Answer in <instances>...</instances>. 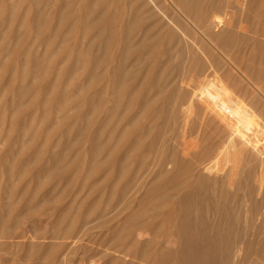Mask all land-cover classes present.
I'll use <instances>...</instances> for the list:
<instances>
[{
  "label": "rangeland",
  "instance_id": "1",
  "mask_svg": "<svg viewBox=\"0 0 264 264\" xmlns=\"http://www.w3.org/2000/svg\"><path fill=\"white\" fill-rule=\"evenodd\" d=\"M15 1L16 3H18L17 0ZM22 1L24 2V4ZM32 1L31 0H20L19 2H20V5H22V7L19 6L18 4V8L21 7L22 10L19 9L18 11L19 16L16 14L15 16H13L14 17L13 18L11 14H8L12 10L10 8L8 9V7H10L11 0H0V43L4 44L5 42V45H0L2 46V48H0V53H1L0 54V57H1L0 58V65H1L0 69H2L1 67H5L4 65H7L6 68H3L4 71L0 70L1 71L0 72V264H47V263L48 264H118L117 262L120 259L119 257L120 255L118 252L115 251L116 252L115 253L113 251V253L111 252V253H108L107 255L104 254V250L107 247L104 243L105 241H103L104 238L106 237L105 234L107 233L106 225L108 224L112 225L111 230L113 229L112 231H115V229L117 228L119 223L122 221V219L131 217L133 213L135 214L136 211L142 206L141 201L145 199V197H147V192L150 187L157 186L159 187V191L162 190L161 193H168V191L169 192L171 191L170 189L172 187L173 188L175 187L172 184L179 185L178 183L180 182L179 186H181L182 185L181 182L183 181H184L183 184L189 183L190 181H193L199 176V174L201 173L200 170L202 171L203 169L210 168V167H211L210 168L211 170L208 173L207 179L211 178V183H214L216 178H218L221 174H224V172L227 173L232 169L234 165L232 158L230 159L229 157H224L222 153L225 152L226 146L228 145L225 143H229L228 133H227V130H225L228 126L227 123H230L233 126L234 119L238 116L240 112V110L238 111V103H237L238 97H237V94L235 95V93L231 92V90H228L227 88L225 89L226 91L228 90L227 92L229 93H227L224 90V85H222L224 83H221L223 82V80H219L217 78L216 74H218V72H216V70L212 68L211 65H209L210 62L206 58V56H204L202 53H199L200 55L197 54L195 55V58L194 57L192 58L191 56H194V55L190 54L191 55L190 56L188 51L182 48V47H185L184 46L185 43H182L184 42L183 41L184 39L181 40L182 42L176 47L177 51L174 49L175 47L174 42L169 40L170 37H168L169 34H167L169 32L168 28L175 27L173 28V30L176 29L175 30L176 32H178L177 30H179V33L181 32V30L178 29V27L173 23L170 25L171 27H167L162 23H161L162 25L160 23H159L160 25H158L156 21H154V19L150 20L149 22L152 23L151 27L149 25L150 23L148 24L149 29L146 27L147 30L150 32L147 33L146 28H145L144 30H142V32L140 31L139 32L140 34L138 35V36H142V35L146 36L147 40H149L148 43L151 42L149 44V47L143 50H140V49L137 51L131 50V52L127 53L128 51L127 52L124 51L125 49H123L124 47L121 41H119L120 45L118 44V41H117V37H120L119 36L120 32H118L120 30H117L119 27L116 28L117 31H115L113 35L107 26L105 28L99 26V25L104 26L106 24L97 23L96 21L94 22L95 19H93V17L91 16L92 17L91 19L93 21L92 23L89 19L86 18L87 16L88 18L90 16L89 9H87L88 7L86 5H83V3H81L82 5L81 4L78 5L76 1L74 0L73 1L66 0V2L68 1V4L64 3L65 0H62V1L61 0H56V1L55 0H45V1L37 0V3L35 4V2L32 3ZM38 1H41V3ZM53 1L55 2L53 3ZM122 1L124 5L120 4L121 2L119 3V5H123L122 7H120L122 11H120L119 13H122L123 10H126V7H127L126 6L127 3H124V0ZM209 1L210 0H207V1L203 0L204 6L207 7L206 9H208L207 10V12H209L208 14L218 13V15L223 17L222 18L223 21L225 19L224 25L223 23L219 24V30L217 31H220L222 28H225V29L227 28L228 30V28L230 27L229 29L235 30V32L237 31L239 32V33L238 32L236 33L238 34L239 39L243 38L242 40H240L241 42L239 41V39H237L236 41V43L239 42L242 46L241 47L239 43H237L238 45L236 46V48L240 46L238 48L239 49L241 48L240 50H243V59L240 58L242 59V61L241 60L229 61L228 59L226 61V58L222 57L221 55H219V58H221V61L223 62L222 67L225 69L224 71L227 72V74L228 72L230 73L229 74L230 78L228 82L235 83V81H237L238 83L239 82L241 84L243 83V85L248 83L246 85L249 88V90L252 91V95L254 96L256 94L254 96L255 99L251 95V98L253 100L251 105L253 106H249L250 108L248 107L245 111L247 112V115L251 117L249 118L246 115V119H245L246 122L244 121L242 125V128L246 130V134L243 138L244 142L242 141V146L240 148V152H241V157H240L241 163L240 164L243 163V160H245L246 158H247L246 160H248L249 157L251 158L252 156L253 157L252 160L246 163L244 167L245 168L249 166L252 168L254 167V170H256V172L254 171V173L256 174V176H259L264 171V127H263L264 126V113L262 112L264 111V105H263L264 104V96H263L264 95V85L262 84L264 83V71H262L264 69V65H263L264 64V53H263L264 52V47H263L264 46V34L262 35V34L257 33L256 28L258 29V26H260L259 23L264 22V11H263L264 10V0H213V1L211 0L210 2ZM218 1L220 3L219 5L220 7L214 6L215 2L218 4ZM125 2H127V0H125ZM155 2L158 3L160 7H164L163 8L164 11L160 13L161 16H163L164 18H167V15L172 14L173 16L175 15L174 18L175 17L179 18V20L181 21L180 23L181 25L186 24L187 21L189 22V20L186 19V16L188 14L186 15L184 10L180 6V4L177 3L179 2L178 0H156ZM155 2H153L152 4L154 5ZM70 3L72 4L74 3L75 6L71 5ZM166 4L168 5L166 6ZM177 4L179 7L177 6ZM117 5H116V10H117V7H119V5L118 6ZM212 5L213 7H211ZM34 6L36 7L34 8ZM6 9L7 11H5ZM84 9L88 12V14H86L87 16L85 15L86 12H84ZM227 9H229V13L231 12L230 14L226 12L228 11ZM34 10H36V12ZM38 10L41 11L42 13L41 12L38 13ZM23 11L24 13L25 12L26 13L24 14ZM118 11H119V8H118ZM72 13H74L76 16H74ZM22 14L25 16H23ZM5 17L7 20L5 19ZM230 17L235 19L236 20L235 22L237 24L239 22L237 28H239L240 31L236 29V27L231 28V26H229L230 24H226V22L229 23ZM247 17L249 18L248 23L246 22ZM13 19H16V20H13ZM44 20H46L47 23L46 22L44 23ZM261 20L263 21L261 22ZM253 21L256 23H254ZM257 21L259 25L257 24ZM61 22L63 23L61 24ZM153 22L154 24L156 23L158 26L156 24L154 25ZM246 23L250 27L249 29L246 28L247 27V25H245ZM26 24H28L27 27H26ZM55 25L57 27H55ZM90 25L92 26L94 25V26L91 28ZM34 29L35 30L38 29V30L35 31ZM250 29H252V31ZM11 30L13 31V33L11 32ZM39 30L40 32H38ZM159 30H162V31L160 32ZM55 31H58V33ZM99 32L102 34L100 35ZM255 32H256V35L258 34V36H256L257 38L256 37L254 38ZM18 33L19 34L21 33L20 35L22 36V38L19 37ZM98 33L99 35H97ZM109 33L111 34V36ZM155 33L157 34L155 35ZM163 34H164V37H162ZM240 34H241V38L239 37ZM28 35L30 36V38ZM107 35H109L111 38L109 39V36L107 37ZM36 36L38 38H36V41H34ZM3 37H6V38H3ZM18 37L21 39H19ZM16 38H18V41ZM39 38H41V40ZM118 39L120 40V38ZM255 39H258L257 41L260 42L259 46H258V42ZM20 40H22L21 43H19ZM105 41L106 42L114 41V42H112V44L107 43L108 44L107 45ZM7 42H9L10 44ZM15 43H17L18 45H16ZM33 44L36 45L35 46L36 48H34ZM47 44L50 46H48ZM252 44L253 45L255 44L257 46L255 45L253 46ZM28 45H30L31 48ZM109 45H111V47ZM167 45L171 46V49H172V46H174L173 47L174 50H173V53L168 58L167 57L164 58L163 56L167 54V53L165 54V52L167 51L166 49L169 47ZM80 46H82L81 48L83 50L80 49ZM165 46H167L166 49H165ZM76 48L78 49L77 51H75ZM150 49L155 50V52L157 53L156 56L161 54L158 52L163 49V52L165 51L164 52L165 55L162 52L163 56L162 55L160 56H162L161 58L164 61H161V58H158L160 56L158 57L155 56L157 58L156 59L154 58V56L151 55L153 58H149ZM18 50L20 51V53ZM31 50L36 51V53L34 52L35 53L34 54ZM93 50L96 51L95 52L96 55L94 54ZM168 50H170V48ZM25 51L28 53H26ZM105 51L107 54H105ZM123 51L125 53H122ZM246 51L247 53H244ZM258 51L260 52V54L262 53L261 56ZM66 52L67 53L70 52L71 54L70 53L67 54ZM180 52H184V53H180ZM187 53L189 57L193 59V61L192 59L187 57L186 55ZM27 54H30V55H27ZM31 54H33L34 57L31 56ZM256 55H258L259 57ZM36 57H40V58H36ZM95 57L96 59H94ZM107 57H109L110 59H107ZM183 57L186 61L187 59H189L188 62H186L183 59ZM33 58H36L37 61L34 60ZM247 58L250 59L252 63L248 61ZM179 59L183 61L181 62V60ZM244 59L246 60V62L248 61V63L245 65H243L244 63H246ZM81 60H83L82 63H81ZM39 61H42L44 66ZM184 61L186 64L184 63ZM99 62L100 64L101 63L102 64L101 65L97 64ZM224 62L226 63L228 62V63L224 65ZM151 63L153 64L151 65ZM179 63L183 65V67L180 66L181 68H183L182 72H181V68H179V65H180ZM239 63H241V65ZM147 64L149 65V67ZM154 64L157 67L154 66L153 68ZM248 64H250V66ZM257 64L258 66H256ZM234 65H236L238 69H236L235 68L236 66ZM81 66L82 67L85 66L83 67L84 69ZM186 66H189V67H186ZM206 66L209 68L207 69ZM254 66H256L257 68ZM229 67L230 68L232 67L231 68L232 70H230ZM155 68H156L155 72L157 71L156 73L152 71V69L154 70ZM186 68L188 71L186 70ZM201 68L202 70L198 71V69L200 70ZM258 68H260V70ZM68 69H70V71ZM81 69L83 70L82 72H81ZM92 69L93 70L96 69L94 70L95 72ZM239 70L243 72L247 70L246 73H248V71L249 73L246 75V73L242 72L244 74L242 75L241 73H239L240 72ZM260 71L263 74L260 73ZM204 72H207V74H205ZM107 73L110 78L108 77ZM185 74H187L188 76L189 74H191L189 76L190 78ZM194 74L196 75L194 76ZM197 75L199 76L196 78ZM92 76H94L93 79H92ZM184 76L187 77L186 78L187 81L191 78H194L193 79L194 81H198V82L199 80L200 82L202 81L203 85L200 84L199 87H196L194 89L195 91L193 90L191 95L184 93L185 94V97H184V94H183V92H185L184 83H187ZM209 76L211 77L210 79H209ZM233 76H234V81L232 79ZM240 76L241 77L244 76V77L241 78ZM246 77L247 78L249 77L248 79L251 80L253 84H257V83L260 84V81H261L260 88L263 91V94H260L252 86V84L247 80ZM183 78H184V81H183ZM89 79H92V81L90 80L91 82L89 81L90 83L87 82ZM112 79H115V80H112ZM132 79L135 81H133ZM207 79L210 81H208ZM211 79L213 80L211 81ZM240 79L242 80V82ZM243 79L245 81H243ZM261 79L263 80V82ZM80 80L83 84L80 82ZM108 80H111V81H108ZM85 81L87 82L86 87H88L90 84L88 88H86L84 85L86 83ZM157 81H160V82H157ZM206 81H208L209 83ZM105 82H107V84ZM173 82H176V83L173 84ZM155 84H158L159 86ZM80 85L81 86L83 85L84 87L82 86L83 87L82 88ZM133 85L134 86L136 85V86L134 87ZM20 87L22 88L20 89ZM56 87L57 89H55ZM214 87L215 89L217 87V89L211 90V88H214ZM84 88L86 91L84 90ZM149 88L151 90H149ZM15 89H17L18 91ZM52 89L54 90L53 92H51ZM62 89L63 91L64 90L65 91L62 92ZM80 89H82L81 92H80ZM110 89L111 90L113 89V90L111 91ZM196 89H198V91ZM252 89L256 90L254 91L255 93L253 92ZM182 90L184 91L182 92ZM12 91L14 93H12ZM146 91L148 93H146ZM82 92H84L86 96ZM201 92H202V95H201ZM225 92L227 93L226 96H225ZM82 94L84 95V98L82 97L83 96ZM127 94L129 95V97ZM156 94L159 95V97ZM186 94L188 97L186 96ZM192 96H193V99H192ZM130 97L131 99L133 97V99L131 100ZM126 98H129V99L125 100ZM183 98H188V99L186 101V99L183 100ZM227 98L229 100H227ZM43 99H46L47 101L46 100L43 101ZM169 99L173 101L170 102L171 100ZM191 99L193 100V102ZM66 100L67 101L71 100L70 104L69 102L65 103ZM145 100H147L148 102ZM174 100L177 103L174 102ZM88 101L90 103H87ZM167 102H170V103H167ZM182 102L184 106L182 105ZM122 103L124 104V106ZM179 103H181V105ZM137 104H142L141 106H143L144 109L140 105H137ZM254 104L255 105L258 104V105H256L255 107ZM61 105L62 106L65 105L66 109L61 108L60 107ZM152 106L154 107V109ZM156 107L158 108V111L160 110L159 112L161 115L159 114V112H157ZM140 108H142V112H140L141 111ZM191 108H193V110H191ZM122 110H124L125 112L128 111L129 113L126 112V114L128 115H126L125 112ZM258 111H259V114H257ZM61 113L63 114L65 113L64 115L65 118H67L66 114L67 115L70 114L69 115L70 117L68 116V119H65L63 118L64 116H62ZM172 113L175 118L172 116ZM55 114H57V117ZM74 117H76V120ZM258 117L259 119L257 120ZM179 118L180 120H178ZM90 121H92V123ZM128 121L130 123H128ZM131 123L133 124L132 128L130 127ZM156 124L159 126H157ZM122 125L123 126L126 125L127 127L125 126L122 128ZM71 126L72 128H70ZM86 127L88 130L86 129ZM129 128L131 129L129 130ZM160 128L165 130L166 132H164V134L162 135L157 136L160 133L159 132ZM123 129H126L125 131H127V133ZM257 130L259 131L257 132ZM128 131L130 133H128ZM143 131H145L144 132L145 134L143 133ZM66 132L70 135H68ZM121 132L122 134H118ZM123 132H125V134ZM155 132L157 133V135ZM62 133L63 135H61ZM137 133L139 134L137 135ZM142 133L143 135L141 136ZM166 133L168 134L164 137ZM79 135H81L82 137H80ZM124 136L126 138H124ZM62 137L64 138L62 139ZM157 137L158 138L160 137V138L158 139ZM133 138L139 139V140L135 141V139ZM167 140L169 141V143ZM260 140L261 142L259 143ZM224 141H227V142H224ZM154 142L155 143L157 142L156 143L157 146L154 145L155 144ZM149 144H151L152 146H150ZM153 147L155 149H153ZM174 147L175 148L178 147L177 151L179 150V152L177 153L178 155H180L179 157L181 159L178 157L180 160L177 161V164L173 166V164L170 163L172 167L170 166L169 168H167L164 164L170 157V154L172 152L170 151L171 148L173 149ZM148 149H150L151 153L149 152ZM130 150L132 152H130ZM159 150L160 152L158 153ZM254 150H256V152ZM156 151L158 154H155ZM212 151L213 152L215 151V153H212ZM147 152L148 154H146ZM126 153H128L129 156ZM145 157H146V161L143 162ZM157 157H158V160H157ZM210 158L211 160L208 161V159ZM141 159L143 160L141 161ZM101 161H103L104 164H102L103 162ZM155 161L157 162L155 163ZM99 162H101V164ZM141 162L143 165L141 164ZM92 163L94 164L92 165ZM157 163H158V166L156 168ZM148 166L150 167V169L148 168ZM186 166H189L191 168V171L188 174L186 173L182 174V171H183L182 169L185 168ZM153 167L154 169L155 168L156 169L154 170ZM159 167H162L164 172L170 169L169 170L170 173L167 174L168 177L165 176V173H163L164 175H161ZM176 167L178 170L176 169ZM260 167H262V170ZM48 168L49 169L51 168V169L49 170ZM137 169H138V172H137ZM146 169L147 171H145ZM171 169L173 170V172ZM147 175L149 177H147ZM169 176H171L173 179ZM158 177L159 178L161 177V178L158 179ZM174 177H175V180H174ZM187 178H190L191 180L190 179L187 180ZM183 179H185L186 182ZM173 181H175V183ZM167 182L169 185L167 184ZM176 182L178 183L176 184ZM113 191L114 193L116 191L114 195H113ZM239 191L242 192V190H239ZM112 196L114 197L112 198ZM110 197L112 201H110ZM154 199L155 201H153ZM156 204L159 205L160 209L161 207L162 208L166 207L168 209L169 207L172 206V201L160 203L156 200V196L155 197L149 196L147 198L146 205L149 207V209H152L154 206H156ZM161 204L162 206H160ZM105 205H107L106 208H104ZM107 207H108V210H107ZM243 209L244 208L242 207L241 210ZM244 210L242 212H244ZM259 210H260L259 213L261 212L260 215L255 217L254 219L255 221L256 220L257 221L255 222L253 220L252 222L255 225L254 224L252 225V223L249 224V221L247 220L249 218L248 217L249 214L247 215V217H245L244 214H242L241 216L242 219L240 220H243L245 224L239 220L241 222V223L239 222V225L241 226H238V224L236 225L240 234L242 232H244V234L247 232L248 233L247 235H249L248 236L249 238L251 237L255 238V244L257 246L260 245V242L263 241L262 237L264 234L263 231L259 232V230L257 229L259 228V229L264 230V222L263 220H261L262 216L264 215V207H260ZM88 213H91V214H88ZM87 214L89 216H87ZM112 216H115V218ZM155 217H158V215L150 216L148 219L152 220ZM110 218H112L113 220L111 221ZM246 220L248 222H246ZM256 223L258 224L256 225ZM82 224H83L82 226L83 229L87 231H84V230L81 231ZM84 225L86 227H84ZM243 229L245 230L242 231ZM67 230H68V233H67ZM69 230L71 231L69 232ZM137 231L139 232V234H137ZM137 231L136 230L134 231V236L137 237L139 235L138 237L141 236L140 238H144L145 235H143V231H140V230H137ZM66 234H68L69 236ZM74 236L75 237L77 236V237L75 238ZM72 237L73 239H71ZM74 239H78V243H76L75 246H71L70 242L73 241ZM52 242L55 244L54 247L51 245L53 244ZM67 246L68 248L70 247V249H68ZM76 246L78 249H76ZM73 248H75L76 250ZM50 249H53V251ZM54 251L58 253H55ZM45 256L46 258L47 257L49 258L46 259ZM44 261H47V262H44ZM261 261H258L257 258H253L249 260L248 263L251 262L253 264H264V261L263 262Z\"/></svg>",
  "mask_w": 264,
  "mask_h": 264
},
{
  "label": "bare ground",
  "instance_id": "2",
  "mask_svg": "<svg viewBox=\"0 0 264 264\" xmlns=\"http://www.w3.org/2000/svg\"><path fill=\"white\" fill-rule=\"evenodd\" d=\"M18 3H16L15 0H11V4H10V7H8V9H12L11 12H9L8 14H11V16H15L16 14L18 15V11L19 9H21L22 5H20V0H17ZM32 1V0H31ZM45 1V0H44ZM56 1V0H55ZM53 1V3L55 2ZM62 1V0H61ZM73 1V0H72ZM76 1V3L79 5L81 3H83V5H86L89 9V18L86 14H88V12L84 9V12L85 16L87 19H89L92 23V17L94 20V22L96 21L97 23H103V24H106L104 26L102 25H99L101 27H108L110 32H112V34L114 35V32L117 31V30H120L118 32H120L119 36L120 37H117V41H118V44L120 43L119 41H121L122 45H123V49H125L124 51H128L127 53L131 52V50L133 51H137V50H143V49H146L147 47H149V44L151 43H148L149 40H147L146 36L145 35H142V36H138L140 33V31L142 32V30H144L146 27L148 28L149 25L151 27V22H149L150 20L154 19V21H156V23L158 25H160L161 23L164 24L165 26L167 27H171L170 25L173 23L175 24L178 29L181 30V32L179 33V30H177L178 32H176L175 30H173V28H168L169 32L167 34L168 37H170L169 40H171L172 42H174V46H172V49H171V46H169L167 49L165 46V49L167 50L164 54L163 52V49L160 50L158 53H161L159 54L158 56L162 55V52L165 56H163L164 58H168L172 53H173V50L175 49L177 51V46L182 42L181 40H183L184 42L182 43H185L184 46L185 47H182L184 48L185 50L188 51L189 55L192 54L194 56H191L192 58L194 57L195 58V55L199 54V53H202L204 56H206V58L209 60L211 67L214 68L216 70V72H218L217 75V78L219 80H223V82L221 83H224L222 85H224V90L227 88L228 90H231V92L235 93V95L237 94V97H238V111L240 110L238 116L234 119V125L232 126L230 123H227L228 126L225 130H227V133H228V142L229 143H225V144H228L226 146V150L225 152H223V156L224 157H229L230 159L232 158V161H233V167L232 169L229 171V172H224V174H221L218 178H216L215 182L214 183H211V178H208L207 179V176H208V173L210 172V168H205L203 169L202 171L200 170V174L198 176L197 174V178L194 179L193 181H190L189 183H186V184H183L181 186L180 185V182H176V184L178 183L179 185H174L172 184L173 186H175L174 188L172 187L170 190V192L168 191V193H161V191H159V187L157 186H153V187H150L148 189V192H147V197H145V199H143L141 202H142V206L136 211V213L131 216V217H127L125 219H122V221L119 223V225L117 226V228L115 229V231H112L111 228H112V225L108 224L106 225L107 226V233L105 234L106 237L104 238L103 241H105V245L107 246L104 250V254L107 255L108 253H113V251L115 252H118L119 253V257L120 259L118 260V264H250L251 262L248 263L249 260L253 259V258H257L258 261H261L263 262L264 261V234H263V241L260 242V245H256L255 244V238L251 237L249 238L247 235L248 233L246 232L244 234V231L245 229H243L241 232L244 234H240L238 228H237V224L238 226H241L239 225V222L242 221L244 223L243 220H240L242 219L241 216L242 214L245 215V217H247V215L249 214V218L247 219L249 221V224L253 222V220L255 219V217L259 216L260 213H259V208L260 207H264V171L259 175V176H256V174L254 173V171L256 172V170H254V167H247L245 168L244 166L246 165V163H248L250 160H252V156L251 158L249 157L248 160H243V163H241V152H240V148L242 146V141H243V138L246 134V130H244L242 128V125L246 119V115H247V112L246 109L249 107V106H253L251 105L252 104V98H251V95H252V91L249 90V88L247 87L246 83L245 85H243V83L241 84L240 82L238 83L237 81H235V83L233 82H228L229 81V72L227 74V72H225L224 68L222 67V61H221V58H219V55H221L222 57L226 58V61L227 59L229 61L231 60H234V61H238V60H241L243 59V50H240L238 47L241 46H238L236 48V46L238 45L236 43L237 39L238 38V34H236L237 32H235V30H231L228 28L225 29V28H222L220 31H217L219 30V24H222L224 25V22H225V19L224 21L222 20V16L218 15V13H212V14H208L209 12H207L208 9H206L207 7L204 6L203 4V0H178L179 2H177L178 4H180V6L182 7V9L184 10L185 15L186 16V19L189 20V22L187 21L186 24H180L181 21L179 20L178 17H175L171 14V15H167V18H164L163 16H161V12L164 11V7H160V5L158 3H156L155 1L156 0H127V2H125L124 0V3H127V7H126V10H123L122 13H119L120 11H122V9L120 7H122L124 4L122 3L123 1L122 0H74ZM129 1V3H128ZM207 1V0H206ZM211 1V0H210ZM209 1V2H210ZM213 1V0H212ZM9 2V1H8ZM23 2V1H22ZM35 2V4L37 3V0H34L32 1V3ZM41 3V1H38ZM121 2V3H120ZM155 2V4L153 5L152 3ZM162 2V1H161ZM165 2V1H164ZM176 2V1H175ZM64 3H67L68 4V1ZM120 4H123V5H119ZM212 3V2H211ZM230 3V2H228ZM18 4L19 6H21L20 8H18ZM24 4V2H23ZM26 4V3H25ZM34 4V5H35ZM60 4V3H59ZM71 5H74V3H70ZM119 5V7H117V10H116V5ZM161 4V3H160ZM172 4V3H171ZM170 4V5H171ZM177 4V6H178ZM27 5V4H26ZM29 5V4H28ZM82 5V4H81ZM80 5V7H81ZM117 5V6H118ZM168 4H166L167 6ZM220 3L218 1V4L215 2L214 6H219ZM222 5V4H221ZM230 5V4H229ZM242 5V4H241ZM260 5V4H259ZM65 6V5H64ZM70 6V5H68ZM75 6V5H74ZM176 6V5H175ZM174 6V7H175ZM210 6V4H209ZM232 6V5H231ZM7 7V6H6ZM32 7V6H31ZM36 6H34L35 8ZM44 7V6H43ZM83 7V6H82ZM173 7V8H174ZM179 7V6H178ZM180 7V9H181ZM213 7V5L211 6ZM220 7V6H219ZM118 8H119V11H118ZM216 8V7H215ZM228 8V7H227ZM231 8V7H230ZM177 9V8H176ZM179 9V10H180ZM221 9V8H220ZM219 9V10H220ZM223 9V8H222ZM226 9V8H225ZM224 9V10H225ZM22 10V9H21ZM32 10V9H31ZM45 10V9H44ZM67 10V9H66ZM69 10V9H68ZM71 10V9H70ZM115 10V11H114ZM168 10V9H167ZM229 13V9H227ZM7 11V9L5 10ZM4 11V12H5ZM36 12V10H34ZM117 11V12H116ZM178 11V10H177ZM218 11V10H217ZM264 11V10H263ZM41 12L38 10V13ZM71 12V11H70ZM75 12V11H74ZM175 12V11H174ZM220 12V11H219ZM224 12V11H223ZM235 12V11H234ZM24 13V11H23ZM26 13V12H25ZM24 13V14H25ZM42 13V12H41ZM46 13V12H45ZM79 13V12H78ZM166 13V12H165ZM231 13V12H230ZM229 13V14H230ZM5 14V13H4ZM36 14V13H35ZM66 14V13H65ZM74 16H76L74 13H72ZM23 15V14H22ZM43 15V14H42ZM59 15V14H58ZM67 15V14H66ZM79 15V14H78ZM84 15V14H83ZM19 16V15H18ZM25 16V15H23ZM62 16V15H61ZM69 16V15H68ZM92 16V17H91ZM41 17V16H40ZM60 17V16H59ZM70 17V16H69ZM72 17V16H71ZM183 17V16H182ZM259 17V16H258ZM11 18V17H10ZM14 18V17H13ZM28 18V17H27ZM66 18V17H65ZM77 18V17H76ZM6 19V17H5ZM25 19V18H24ZM31 19V18H30ZM37 19V18H35ZM61 19V18H60ZM63 19V18H62ZM166 19V20H165ZM191 19V20H190ZM246 22L248 23L249 21V18L247 17L246 18ZM257 19V18H256ZM7 20V19H6ZM13 20H16V19H13ZM33 20V19H32ZM57 20V19H56ZM68 20V19H67ZM227 20V19H226ZM255 20V19H254ZM34 21V20H33ZM78 21V20H76ZM236 20L233 19L232 17L229 18V23L226 22V24H230L229 26H231V28L233 27H236V29L239 30L238 27V24L235 22ZM263 20H261L262 22ZM21 22V21H20ZM27 22V20H26ZM25 22V23H26ZM46 22V20H44V23ZM67 22V21H66ZM80 22V21H79ZM88 22V20H87ZM90 22V23H91ZM254 22V21H253ZM47 23V22H46ZM63 22H61L62 24ZM150 23V24H149ZM155 23V24H156ZM160 23V24H159ZM241 23V22H240ZM247 23L245 25H247ZM256 23V22H254ZM18 24V23H17ZM22 24V23H21ZM38 24V23H37ZM60 24V25H61ZM74 24V23H73ZM149 24V25H148ZM154 24V22H153ZM154 24V25H155ZM156 24V25H157ZM161 24V25H162ZM251 24V23H250ZM257 24H258V21H257ZM256 24V25H257ZM260 26H258V29L256 28V32L259 33V34H264V22L263 23H259ZM258 24V25H259ZM263 26H262V25ZM3 25V24H2ZM24 25V24H23ZM28 24H26V27H27ZM44 25V24H43ZM59 25V23H58ZM65 25V24H64ZM68 25V23H67ZM76 25V23H75ZM147 25V26H146ZM153 25V26H154ZM157 25V26H158ZM253 25V24H252ZM255 25V24H254ZM16 26V25H14ZM62 26V25H61ZM60 26V27H61ZM70 26V25H69ZM91 28L94 26L90 25ZM174 26V25H172ZM183 26V27H182ZM218 26V27H217ZM48 27V26H47ZM55 27H57L55 25ZM119 27V28H118ZM162 27V26H161ZM166 27V28H167ZM227 27V26H226ZM243 27V26H242ZM5 28V27H3ZM16 28V27H15ZM97 28V27H96ZM116 28H118L116 30ZM146 28V32L149 33L150 31H148ZM153 28V27H152ZM150 28V29H152ZM163 28V27H162ZM246 28H250L248 25ZM255 28V27H254ZM12 29V28H11ZM30 29V28H29ZM42 29V28H41ZM49 29V28H48ZM149 29V28H148ZM156 29V28H155ZM242 29V28H241ZM10 30V29H9ZM13 30V29H12ZM11 30V32L13 33V31ZM20 30V29H19ZM22 30V29H21ZM35 30V29H34ZM38 30V29H37ZM35 30V31H37ZM43 30V29H42ZM54 30V29H53ZM61 30V29H60ZM70 30V29H69ZM82 30V29H81ZM86 30V29H85ZM106 30V29H104ZM108 30V32H109ZM163 30V29H162ZM162 30H159L160 32ZM252 31V29H250ZM89 31V30H88ZM93 31V30H92ZM240 31V30H239ZM21 32V31H20ZM25 32V31H24ZM40 32V30L38 31ZM58 33V31H55ZM63 32V31H62ZM145 32V31H144ZM246 32V31H245ZM256 32L254 33L255 36H258V34L256 35ZM9 33V32H8ZM23 33V32H22ZM30 33V31H29ZM54 33V32H53ZM88 33V32H86ZM90 33V32H89ZM100 33V32H99ZM99 33L97 35H99ZM116 33V34H117ZM239 33V32H238ZM250 33V32H249ZM16 34V33H15ZM19 34V33H18ZM21 34V33H20ZM19 34V37L22 38V36ZM39 34V33H38ZM102 33H100L101 35ZM110 34V33H109ZM157 33H155L156 35ZM166 34V33H165ZM244 34V33H243ZM17 35V34H16ZM24 35V34H23ZM51 35V34H50ZM61 35V34H60ZM154 35V36H155ZM14 36V35H13ZM29 36V35H28ZM58 36V35H57ZM109 35H107L108 37ZM111 36V34H110ZM109 36V39L111 38ZM158 36V35H157ZM12 37V35H11ZM18 37V38H19ZM26 37V36H25ZM86 37V36H85ZM105 37V36H103ZM102 37V38H103ZM164 37V34L163 36ZM241 38V34L239 36ZM248 37V36H247ZM3 38H6V37H3ZM18 38L17 41H18ZM19 38V39H21ZM30 38V36H29ZM36 38H38L37 36L35 37V40L36 41ZM42 38V37H41ZM41 38H39L41 40ZM120 38V40L118 39ZM139 38V39H138ZM253 38V37H252ZM257 38V37H256ZM9 39V38H8ZM34 39V38H33ZM43 39V38H42ZM83 39V38H82ZM92 39V38H91ZM108 39V38H107ZM158 39V38H157ZM243 39V38H242ZM242 39H239L242 40ZM105 40V39H104ZM160 40V39H159ZM246 40V39H245ZM256 41L258 39H255ZM254 40V41H255ZM5 41V39H4ZM22 40H20L19 43H21ZM93 41V40H91ZM108 41V40H107ZM161 41V40H160ZM165 41V40H164ZM170 41V42H171ZM247 41V40H246ZM250 41V40H249ZM49 42V41H47ZM106 42V41H105ZM114 42V41H112ZM111 41L109 42H106L107 43H110L112 44ZM155 42V41H154ZM171 42V43H172ZM241 42V41H240ZM258 42V41H257ZM9 43V42H7ZM6 43V45H7ZM18 43V42H17ZM17 43H15L16 45H18ZM33 43V42H32ZM37 43V42H36ZM153 43V42H152ZM159 43V42H158ZM161 43V42H160ZM176 43V44H175ZM249 43V42H248ZM256 43V42H255ZM259 43L258 42V46H259ZM263 43V42H262ZM10 44V43H9ZM8 44V45H9ZM25 44V43H24ZM35 44V42H34ZM33 44V45H34ZM92 44V43H91ZM102 44V43H101ZM167 44V43H166ZM169 44V43H168ZM0 45H5V42L4 44L3 43H0ZM32 45V46H33ZM48 45V44H47ZM80 45V44H79ZM82 45V44H81ZM87 45V44H86ZM108 45V44H107ZM117 45V44H116ZM115 45V46H116ZM120 45V44H119ZM253 45V44H252ZM251 45V46H252ZM255 45V44H254ZM253 45V46H254ZM22 46V45H21ZM30 46V45H28ZM36 45H34V48ZM50 46V45H48ZM84 46V44H83ZM90 46V45H89ZM88 46V47H89ZM97 46V45H96ZM111 47V45H109ZM257 46V45H255ZM6 47V46H5ZM8 47V46H7ZM10 47V46H9ZM82 46H80V49ZM174 47V49H173ZM242 47V46H241ZM264 47V46H263ZM262 47V48H263ZM0 48H2V46H0ZM31 48V46H30ZM170 48V50H168ZM255 48V47H254ZM13 49V48H12ZM89 49V48H88ZM99 49V48H98ZM119 49V48H118ZM164 49V50H165ZM181 49V48H180ZM244 49V48H243ZM17 50V48H16ZM24 50V49H23ZM29 50V49H28ZM36 50V49H35ZM78 49L76 48L75 51H77ZM83 50V49H82ZM85 50V49H84ZM112 50V49H111ZM110 50V51H111ZM6 51V50H5ZM19 51V50H18ZM32 51V50H31ZM122 52V53H125V52ZM149 58H153L152 56H154V58L158 57L156 56V52L154 49H150L149 50ZM172 51V52H171ZM175 51V52H176ZM179 51V50H178ZM184 51V50H183ZM186 51V52H187ZM23 52V51H22ZM21 52V53H22ZM26 52V51H25ZM33 53L36 51H32ZM31 52V53H32ZM71 52V51H70ZM69 52V53H70ZM79 52V51H78ZM84 52V51H83ZM94 54L96 51H94ZM98 52V51H97ZM112 52V51H111ZM174 52V53H175ZM259 52V51H258ZM257 52V53H258ZM262 52V51H261ZM20 53V51H19ZM28 53V52H26ZM34 53V54H35ZM67 53V52H66ZM67 53V54H69ZM86 53V51H85ZM103 53V52H102ZM101 53V54H102ZM133 53V52H132ZM180 53H184V52H180ZM188 53L186 54L187 57H189ZM244 53H247L244 52ZM264 53V52H263ZM1 54V53H0ZM71 54V53H70ZM78 54V53H77ZM82 54V53H81ZM80 54V55H81ZM88 54V53H87ZM105 54L106 51H105ZM155 54V55H154ZM260 54V52H259ZM262 54V53H261ZM260 54V56H261ZM27 55H30V54H27ZM96 55V54H95ZM113 55V54H112ZM124 55V54H123ZM152 55V56H151ZM168 55V56H167ZM200 55V54H199ZM218 55V56H217ZM18 56V55H17ZM31 56H33V54H31ZM37 56V55H35ZM69 56V55H68ZM67 56V57H68ZM156 56V57H155ZM162 56L158 57V58H161ZM258 56V55H256ZM5 57V56H4ZM34 57V56H33ZM78 57V55H77ZM94 57V56H93ZM99 57V56H98ZM118 57V56H117ZM185 57V58H187ZM218 57V58H217ZM247 57V56H245ZM259 57V56H258ZM263 57V56H262ZM1 58V57H0ZM8 58V57H6ZM16 58V57H15ZM36 58H40V57H36ZM36 58H33L34 60L37 61ZM82 58V57H81ZM106 58V57H105ZM112 58V57H111ZM123 58V57H122ZM173 58V56H172ZM190 58V57H189ZM190 58V59H192ZM198 58V56H197ZM205 58V57H204ZM205 58V59H206ZM242 58V59H240ZM257 58V57H256ZM96 59V57L94 58ZM107 59H110L109 57H107ZM113 59V58H112ZM157 59V58H156ZM184 59V57H183ZM248 59V58H247ZM258 59V58H257ZM260 59V58H259ZM23 60V59H22ZM31 60V59H30ZM29 60V61H30ZM105 60V59H104ZM171 60V59H170ZM181 60V59H179ZM185 60V59H184ZM189 59H187L186 62H188ZM195 60V59H194ZM199 60V58H198ZM245 60V59H244ZM83 60H81V63H82ZM89 61V60H88ZM93 61V60H92ZM98 61V60H97ZM96 61V62H97ZM101 61V60H100ZM103 61V60H102ZM137 61V59H136ZM149 61V60H148ZM147 61V62H148ZM151 61V60H150ZM161 61H164L162 60L161 58ZM183 60H181L182 62ZM184 61V63H185ZM193 61V59H192ZM248 61L251 62L250 59H248ZM248 61L245 62L243 65L247 64ZM257 61V60H256ZM259 61V60H258ZM263 61V60H262ZM7 62V61H5ZM4 62V64H5ZM42 63V61H39ZM80 62V60H79ZM95 62V60H94ZM105 62V61H104ZM173 62V61H172ZM195 62V61H194ZM201 62V61H200ZM32 63V62H31ZM84 63V62H83ZM115 63V62H114ZM191 63V62H190ZM228 63V62H227ZM226 62H224V65L227 64ZM252 63V62H251ZM262 63V62H260ZM8 64V63H7ZM50 64V63H49ZM95 64V63H94ZM99 65V63H97ZM129 64V62H128ZM140 64V63H139ZM153 63H151L152 65ZM180 64V65H179ZM179 68L183 67V65H181V63H179ZM186 64V63H185ZM200 64V63H199ZM198 64V65H199ZM202 64V63H201ZM232 64V63H230ZM229 64V65H230ZM241 65V63H239ZM24 65V64H23ZM43 65V63H42ZM81 65V64H80ZM89 65V63H88ZM145 65V64H144ZM148 65V64H147ZM146 65V66H147ZM194 65V64H192ZM250 66V64H248ZM261 65V64H259ZM264 65V64H263ZM1 66V65H0ZM3 66V64H2ZM5 67H1L2 69L0 70H3V68H6L7 65H4ZM18 66V65H17ZM44 66V65H43ZM124 66V65H123ZM154 66H156L155 64L153 65V68ZM176 66V65H175ZM181 66V67H180ZM200 66V65H199ZM202 66V65H201ZM228 66V65H227ZM236 66V65H234ZM258 66V64L256 65ZM254 66V67H256ZM50 67V66H49ZM82 67V66H81ZM80 67V68H81ZM85 67V66H83ZM82 67V68H83ZM89 67V66H88ZM107 67V66H105ZM149 67V65H148ZM151 67V66H150ZM157 67V66H156ZM186 67H189V66H186ZM207 67V66H206ZM233 67V66H232ZM231 67V68H232ZM243 67V66H242ZM261 67V66H260ZM19 68V67H18ZM93 68V67H92ZM185 68V66H184ZM200 68V67H199ZM209 67H207L208 69ZM230 68V67H229ZM230 68V70H232ZM236 69H238V67L236 66L235 67ZM240 68V67H239ZM250 68V67H249ZM257 68V67H256ZM263 68V67H262ZM14 69V67H13ZM59 69V68H58ZM72 69V67H71ZM84 69V68H83ZM91 69V67H90ZM106 69V68H104ZM182 69L181 68V72H182ZM197 69V68H196ZM260 70V68H258ZM19 70V69H18ZM38 70V69H37ZM44 70V69H43ZM48 70V69H47ZM63 70V69H62ZM70 71V69H68ZM93 70V69H92ZM96 70V69H94ZM93 70V71H94ZM103 70V69H102ZM144 70V69H143ZM156 68L152 71L155 72ZM171 70V69H169ZM187 70V68H186ZM202 68L198 71H201ZM4 71V70H3ZM20 71V70H19ZM27 71V70H26ZM60 71V70H59ZM83 70L81 69V72ZM90 71V70H89ZM98 71V70H97ZM124 71V70H123ZM145 71V70H144ZM178 71V70H177ZM188 71V70H187ZM191 71V70H190ZM189 71V73H190ZM207 71V70H205ZM228 71V70H226ZM240 71V70H239ZM244 71V69H243ZM243 71H240L239 73H241L242 75H244L243 73H246L247 70H245V72ZM264 71V69L262 70ZM1 72V71H0ZM21 72V71H20ZM63 72V71H62ZM78 72V71H77ZM87 72V71H86ZM95 72V71H94ZM93 72V74H94ZM100 72V71H99ZM98 72V73H99ZM157 72V71H156ZM155 72V73H156ZM180 72V70H179ZM194 72V70H193ZM196 72V71H195ZM231 72V71H230ZM243 72V73H242ZM50 73V72H49ZM66 73V72H64ZM73 73V72H72ZM76 73V72H75ZM101 73V72H100ZM115 73V72H114ZM125 73V72H124ZM160 73V72H159ZM184 73V72H183ZM192 73V72H191ZM198 73V72H197ZM205 74H207V72H204ZM249 73V71H248ZM246 73V75L248 74ZM260 73H262L260 71ZM259 73V74H260ZM63 74V73H62ZM60 74V75H62ZM71 74V73H70ZM77 74V73H76ZM83 74V73H82ZM151 74V72H150ZM193 74V73H192ZM211 74V73H210ZM232 74V73H231ZM255 74V73H254ZM263 74V73H262ZM26 75V74H25ZM47 75V74H46ZM73 75V74H72ZM86 75V74H85ZM97 75V74H96ZM108 75V73H107ZM112 75V74H111ZM125 75V74H124ZM169 75V74H168ZM182 75V74H181ZM187 75V74H185ZM191 74H189L190 76ZM196 74H194L195 76ZM213 75V73H212ZM234 75V74H233ZM241 75V76H242ZM256 75V74H255ZM21 76V75H20ZM48 76V75H47ZM91 76V75H90ZM95 76V75H94ZM92 76V79L93 77ZM101 76V75H100ZM104 76V75H103ZM114 76V75H113ZM134 76V75H133ZM132 76V77H133ZM183 76V75H182ZM188 76V75H187ZM188 76V77H189ZM199 75L196 76V78L198 77ZM215 76V75H214ZM240 76V77H241ZM253 76V75H252ZM257 76V75H256ZM74 77V76H72ZM71 77V78H72ZM77 77V76H75ZM81 77V76H80ZM79 77V78H80ZM107 77V76H106ZM109 77V75H108ZM125 77V76H124ZM152 77V76H151ZM193 77V76H191ZM237 77V76H236ZM239 77V78H240ZM244 77V76H243ZM241 77V78H243ZM23 78V77H22ZM84 78V77H83ZM89 78V77H88ZM87 78V79H88ZM98 78V77H96ZM110 78V77H109ZM136 78V77H134ZM139 78V77H138ZM185 80L187 81V77H185ZM184 78H183V81H184ZM190 78V77H189ZM188 78V79H189ZM211 77L209 76V79ZM247 78V77H246ZM249 78V77H248ZM247 78V80L252 84V86L260 93V94H263V91L261 90L260 88V84H261V81H260V84L257 83V84H253L251 82V80H249ZM73 79V78H72ZM85 79V80H87ZM92 79H89L87 82H89L90 80L92 81ZM125 79V78H124ZM158 79V78H157ZM194 78H191L187 81V83H184L185 84V92H183L184 90H182L183 94L184 93H187V94H192L193 90L196 88V87H199L200 84H202V81L199 82L198 81H194L193 80ZM203 79V77H202ZM214 79V77H213ZM211 79V81L213 80ZM217 79V80H218ZM233 81H234V76H233ZM245 79V78H244ZM243 79V81H245ZM253 79V78H252ZM258 79V78H257ZM50 80V79H49ZM82 80V79H81ZM80 80V82H81ZM95 80V78H94ZM93 80V81H94ZM112 80H115V79H112ZM133 80V79H132ZM196 80V79H195ZM198 80V79H197ZM208 80V79H207ZM218 80V81H219ZM237 80V79H235ZM241 80V79H240ZM262 80V79H261ZM39 81V80H38ZM73 81V80H72ZM70 81V82H72ZM90 81V82H91ZM97 81V80H96ZM106 81V79H105ZM108 81H111V80H108ZM135 81V80H133ZM150 81V80H149ZM172 81V80H171ZM185 81V82H186ZM210 81V80H208ZM206 81V82H208ZM13 82V81H12ZM30 82V81H29ZM34 82V81H33ZM36 82V81H35ZM40 82V81H39ZM38 82V83H39ZM45 82V81H44ZM86 82V81H85ZM87 82L84 84L85 87H86V84ZM89 82V83H90ZM157 82H160V81H157ZM169 82V81H168ZM217 82V81H216ZM220 82V81H219ZM237 82V83H236ZM242 82V80H241ZM263 82V80H262ZM74 83V82H73ZM82 83V82H81ZM107 84V82H105ZM112 83V82H111ZM115 83V81H114ZM131 83V82H130ZM176 83V82H173V84ZM183 83V82H182ZM209 83V82H208ZM207 83V84H208ZM214 83V81H213ZM31 84V83H30ZM44 84V83H43ZM70 84V83H69ZM83 84V83H82ZM104 84V83H103ZM134 84V83H133ZM206 84V85H207ZM217 84V83H215ZM264 85V83H262ZM67 85V84H66ZM71 85V84H70ZM79 85V84H78ZM94 85V84H92ZM115 85V84H114ZM151 85V84H150ZM154 85V84H153ZM155 85H158V84H155ZM203 85V84H202ZM14 86V85H13ZM32 86V85H31ZM36 86V85H34ZM72 86V85H71ZM81 86V85H80ZM79 86V87H80ZM83 86V85H82ZM81 86V87H82ZM90 86V84H89ZM88 86V87H89ZM112 86V85H111ZM134 86V85H133ZM136 86V85H135ZM134 86V87H135ZM159 86V85H158ZM157 86V87H158ZM163 86V85H162ZM180 86V85H179ZM213 86V85H212ZM216 86V85H215ZM48 87V86H47ZM53 87V85H52ZM67 87V86H66ZM75 87V86H74ZM84 87V86H83ZM82 87V88H83ZM86 87V88H88ZM108 87V85H107ZM118 87V86H117ZM116 87V88H117ZM133 87V88H134ZM148 87V86H147ZM150 87V86H149ZM172 87V86H171ZM170 87V88H171ZM211 87V85H210ZM251 87V86H249ZM22 87H20L21 89ZM65 88V87H64ZM72 88V87H71ZM92 88V87H91ZM161 88V87H159ZM158 88V89H159ZM163 88V87H162ZM173 88V87H172ZM176 88V87H175ZM203 88V87H202ZM54 89V88H53ZM52 89L51 92H53L54 90ZM57 89V87L55 88ZM69 89V88H68ZM75 89V88H73ZM121 89V88H120ZM118 89V90H120ZM127 89V88H126ZM212 89H215L214 88H211ZM217 89V87H216ZM215 89V90H216ZM5 90V89H4ZM17 90V89H15ZM44 90V89H43ZM67 90V88H66ZM79 90V89H78ZM82 89H80V92H81ZM85 90V88H84ZM83 90V91H84ZM111 90V89H110ZM113 90V89H112ZM111 90V91H112ZM116 90V89H115ZM137 90V89H136ZM139 90V89H138ZM149 90H151L149 88ZM180 90V89H179ZM198 91V89H196ZM223 90V92H224ZM227 90V91H228ZM253 92L256 91L254 89H252ZM11 91V90H10ZM18 91V90H17ZM65 91V90H64ZM63 89H62V92H64ZM75 91V90H74ZM86 91V90H85ZM89 91V90H88ZM99 91V90H98ZM105 91V90H104ZM128 91V90H127ZM159 91V90H158ZM195 91V90H194ZM196 91V92H197ZM226 91V90H225ZM226 91V92H227ZM16 92V91H15ZM50 92V93H51ZM79 92V91H78ZM103 92V91H102ZM119 92V91H118ZM117 92V93H118ZM137 92V91H136ZM140 92V91H139ZM160 92V91H159ZM207 92V91H206ZM225 92V96L227 93ZM12 93H14L12 91ZM17 93V92H16ZM29 93V92H28ZM55 93V92H54ZM66 93V92H65ZM84 93V92H82ZM106 93V92H105ZM104 93V94H105ZM146 93H148L146 91ZM219 93V92H218ZM255 93V92H254ZM48 94V93H47ZM46 94V95H47ZM53 94V93H52ZM56 94V93H55ZM77 94V93H76ZM99 94V93H98ZM103 94V93H102ZM186 94V96H187ZM195 94V93H194ZM200 94V93H199ZM232 94V93H231ZM259 94V95H260ZM45 95V96H46ZM80 95V94H79ZM83 95V94H82ZM84 95L86 96V94L84 93ZM84 95L82 96L84 98ZM89 95V94H88ZM114 95V94H113ZM128 95V94H127ZM132 95V94H131ZM134 95V94H133ZM157 95V94H156ZM175 95V94H174ZM201 95H202V92H201ZM200 95V96H201ZM204 95V94H203ZM256 95V94H255ZM254 95V96H255ZM48 96V95H47ZM57 96V95H56ZM78 96V95H77ZM118 96V95H117ZM159 97V95H157ZM178 96V95H177ZM182 96V94H181ZM199 96V97H200ZM253 96V95H252ZM253 96V97H254ZM258 96V95H257ZM264 96V95H263ZM3 97V96H2ZM91 97V96H90ZM106 97V96H105ZM114 97V96H113ZM112 97V98H113ZM127 97V96H126ZM129 97V95H128ZM164 97V96H163ZM175 97V96H174ZM184 97H185V94H184ZM188 97V96H187ZM195 97V96H194ZM202 97V96H201ZM230 97V96H229ZM236 97V96H235ZM16 98V97H15ZM92 98V97H91ZM107 98V97H106ZM116 98V97H115ZM124 98V97H123ZM146 98V97H145ZM262 98V97H261ZM54 99V98H53ZM78 99V98H77ZM114 99V98H113ZM112 99V100H113ZM129 98H126L125 100H128ZM131 99V97H130ZM133 99V97H132ZM131 99V100H132ZM135 99V98H134ZM138 99V98H137ZM136 99V100H137ZM144 99V98H143ZM142 99V100H143ZM172 99V98H171ZM169 99V100H171ZM175 99V98H174ZM187 99L188 98H183V100ZM192 99H193V96H192ZM191 99V100H192ZM200 99V98H199ZM202 99V98H201ZM234 99V98H233ZM255 99V97H254ZM257 99V98H256ZM16 100V99H15ZM46 99H43V101H45ZM49 100V99H48ZM72 100V99H71ZM71 100H66V102H71ZM86 100V99H85ZM105 100V99H104ZM103 100V101H104ZM108 100V99H107ZM141 100V99H140ZM176 100V99H175ZM174 100V102H176ZM190 100V101H191ZM227 100H229L227 98ZM42 101V102H43ZM47 101V100H46ZM80 101V100H79ZM84 101V100H82ZM123 101V100H121ZM147 101V100H145ZM173 100H171L170 102H172ZM214 101V99H213ZM237 101V100H236ZM257 101V100H256ZM14 102V101H13ZM73 102V101H72ZM78 102V101H77ZM105 102V101H104ZM128 102V101H127ZM132 102V101H130ZM137 102V101H136ZM140 102V101H139ZM148 102V101H147ZM155 102V101H153ZM152 102V103H153ZM170 102H167V103H170ZM184 102V101H183ZM183 102H182V105H183ZM193 102V100H192ZM197 102V100H196ZM36 103V101H35ZM48 103V102H47ZM83 103V102H82ZM87 103H90L89 101ZM126 103V102H125ZM143 103V102H142ZM146 103V102H145ZM166 103V104H167ZM177 103V102H176ZM175 103V104H176ZM185 103V102H184ZM190 103V102H189ZM207 103V102H206ZM59 104V103H58ZM64 104V103H62ZM68 104V105H69ZM74 104V103H73ZM72 104V105H73ZM85 104V103H84ZM123 104V103H122ZM120 104V105H122ZM129 104V103H128ZM136 104V103H135ZM181 105V103H179ZM203 104V103H202ZM211 104V103H210ZM209 104V105H210ZM232 104V103H231ZM262 104V103H261ZM67 105V104H65ZM65 105H61L60 107L61 108H65ZM130 105V104H129ZM132 105V104H131ZM137 105H142V104H137ZM145 105V104H144ZM147 105V104H146ZM149 105V104H148ZM171 105V104H170ZM173 105V103H172ZM171 105V106H172ZM177 105V104H176ZM188 105V104H187ZM201 105V104H200ZM215 105V104H214ZM225 105V104H224ZM255 105V104H254ZM258 105V104H256ZM255 105V107H256ZM264 105V104H263ZM10 106V105H9ZM124 106V104H123ZM150 106V105H149ZM154 106V105H153ZM152 106V107H153ZM157 106V105H156ZM167 106V105H166ZM175 106V105H174ZM184 106V105H183ZM182 106V107H183ZM221 106V105H220ZM43 107V106H42ZM68 107V106H66ZM132 107V106H131ZM143 109L144 107L141 106ZM173 107V106H172ZM189 107V106H187ZM21 108V107H20ZM19 108V109H20ZM53 108V107H52ZM58 108V107H57ZM113 108V107H112ZM111 108V109H112ZM139 108V107H138ZM142 108L140 112H142ZM151 108V107H150ZM207 108V106H206ZM218 108V107H217ZM250 108V107H249ZM259 108V107H258ZM15 109V108H14ZM55 109V108H54ZM73 109V108H72ZM87 109V108H86ZM116 109V108H115ZM123 109V108H122ZM127 109V108H126ZM125 109V110H126ZM154 109V107H153ZM157 109V112L158 111V108L156 107ZM160 109V108H159ZM171 109V108H170ZM173 109V108H172ZM202 109V107H201ZM212 109V108H211ZM210 109V111H211ZM263 109V108H261ZM147 110V109H146ZM191 110H193V108H191ZM249 110V109H248ZM255 110V109H254ZM45 111V110H44ZM51 111V110H50ZM105 111V110H104ZM108 111V110H107ZM111 111V110H110ZM115 111V110H114ZM113 111V112H114ZM124 111V110H122ZM131 111V110H129ZM135 111V110H134ZM148 111V110H147ZM171 111V110H170ZM179 111V110H178ZM176 111V112H178ZM206 111V110H205ZM253 111V110H252ZM262 111V110H261ZM260 111V112H261ZM90 112V111H89ZM106 112V111H105ZM116 112V111H115ZM121 112V111H120ZM125 112V111H124ZM127 113H129L128 111H126ZM125 112V114H126ZM133 112V111H132ZM156 112V113H157ZM196 112V111H195ZM251 112V111H250ZM264 113V111H262ZM73 113V112H72ZM112 113V112H111ZM110 113V115H111ZM168 113V112H167ZM211 113V112H210ZM62 116L65 115V113H61ZM93 114V113H92ZM106 114V113H105ZM114 114V113H113ZM122 114V113H121ZM124 114V115H125ZM137 114V113H136ZM160 114V112H159ZM164 114V113H163ZM175 114V113H174ZM188 114V113H187ZM186 114V115H187ZM193 114V113H192ZM219 114V113H217ZM216 114V115H217ZM223 114V112H222ZM259 114V111L258 113ZM255 114V115H257ZM56 117H57V114H55ZM70 115V114H69ZM67 118H65V116L63 118L65 119H68V116ZM128 115V114H126ZM161 115V114H160ZM184 115V114H183ZM194 115V114H193ZM74 116V115H73ZM79 116V115H78ZM121 116V115H120ZM130 116V115H129ZM172 116H173V113H172ZM207 116V115H206ZM230 116V115H229ZM254 116V115H253ZM70 117V116H69ZM80 117V116H79ZM92 117V116H91ZM108 117V116H107ZM162 117V116H161ZM174 117V116H173ZM189 117V116H188ZM247 117H251V116H248ZM260 117V116H259ZM259 117L257 118V120L259 119ZM75 120H76V117H74ZM95 118V117H93ZM100 118V117H99ZM112 118V117H111ZM125 118V117H124ZM144 118V117H143ZM175 118V117H174ZM187 118V117H186ZM216 118V117H215ZM123 119V118H122ZM121 119V121H122ZM177 119V118H176ZM183 119V118H182ZM225 119V118H224ZM59 120V119H58ZM61 120V119H60ZM92 120V119H91ZM102 120V119H101ZM111 120V119H110ZM114 120V119H113ZM120 120V119H119ZM117 120V121H119ZM134 120V119H133ZM180 120V118L178 119ZM184 120V119H183ZM191 120V119H190ZM64 121V119H63ZM109 121V120H108ZM220 121V119H219ZM75 122V121H74ZM81 122V121H80ZM92 123V121H90ZM94 122V121H93ZM96 122V121H95ZM132 122V121H131ZM196 122V121H195ZM246 122V121H245ZM82 123V122H81ZM117 123V122H116ZM128 123H130L128 121ZM136 123V122H135ZM160 123V122H159ZM220 123V122H219ZM253 123V122H252ZM255 123V122H254ZM90 124V123H89ZM88 124V126H89ZM112 124V123H111ZM120 124V123H118ZM117 124V125H118ZM172 124V123H171ZM248 124V123H247ZM106 125V124H105ZM124 125V124H123ZM122 125V128L125 127ZM141 125V124H140ZM157 125V124H156ZM195 125V124H194ZM133 124L131 123V128H132ZM159 126V125H157ZM156 126V127H157ZM198 126V125H196ZM260 126V125H259ZM74 127V126H73ZM107 127V126H106ZM116 127V126H115ZM127 127V126H126ZM135 127V126H134ZM133 127V128H134ZM138 127V125H137ZM144 127V126H143ZM208 127V126H207ZM221 127V126H220ZM264 127V126H263ZM72 128V126L70 127ZM75 128V127H74ZM102 128V127H101ZM129 128V130L131 129ZM170 128V127H169ZM168 128V129H169ZM203 128V127H202ZM87 129V127H86ZM114 129V128H113ZM112 129V130H113ZM137 129V128H136ZM159 129V128H158ZM167 129V130H168ZM172 129V128H171ZM58 130V129H57ZM68 130V129H67ZM70 130V129H69ZM74 130V129H73ZM78 130V129H76ZM88 130V129H87ZM99 130V129H98ZM103 130V129H102ZM111 130V129H110ZM116 130V129H115ZM121 130V129H120ZM124 131L126 129H123ZM178 130V129H177ZM222 130V129H221ZM60 131V129H59ZM72 131V130H71ZM75 131V130H74ZM73 131V132H74ZM100 131V130H99ZM104 131V130H103ZM148 131V130H147ZM159 131V130H157ZM156 131V132H157ZM174 131V130H173ZM223 131V130H222ZM221 131V132H222ZM259 130H257L258 132ZM70 132V131H69ZM71 132V133H73ZM76 132V131H75ZM85 132V131H84ZM101 132V131H100ZM106 132V131H105ZM127 133V131H125ZM125 132H123L125 134ZM145 131H143L144 133ZM149 132V131H148ZM155 132V133H156ZM160 133L157 135H162L164 134V132H166L165 130L161 129L160 128ZM188 132V131H187ZM201 132V131H200ZM199 132V133H200ZM204 132V131H203ZM64 133V132H63ZM63 133L61 135H63ZM67 133V132H66ZM86 133V132H85ZM97 133V132H96ZM128 133H130L128 131ZM143 133L141 134V136L143 135ZM150 133V132H149ZM153 133V132H152ZM190 133V132H189ZM202 133V132H201ZM68 134V133H67ZM99 134V133H98ZM118 134H122L121 133H118ZM139 133H137L138 135ZM145 134V133H144ZM168 133H166L164 135V137L167 135ZM177 134V133H175ZM258 134V133H257ZM60 135V134H59ZM70 135V134H68ZM86 135V134H85ZM102 135V134H100ZM106 135V134H105ZM129 135V134H127ZM149 135V134H148ZM151 135V134H150ZM155 135V137H156ZM189 135V134H188ZM198 135V134H196ZM200 135V134H199ZM80 137H82L81 135H79ZM248 136V135H247ZM258 136V135H257ZM118 137V136H117ZM154 137V136H153ZM162 137V136H160ZM159 137V138H160ZM195 137V136H194ZM199 137V136H198ZM64 137H62L63 139ZM69 138V137H68ZM73 138V136H72ZM78 138V137H77ZM103 138V137H101ZM119 138V137H118ZM124 138H126L124 136ZM139 138V137H138ZM158 138V137H157ZM158 138V139H159ZM224 138V137H223ZM106 139V138H105ZM110 139V138H109ZM108 139V140H109ZM115 139V138H114ZM122 139V138H121ZM135 139V138H133ZM156 139V138H155ZM154 139V140H155ZM257 139V138H255ZM262 139V138H261ZM72 140V139H71ZM80 140V139H79ZM123 140V139H122ZM139 139H135V141H137ZM151 140V139H150ZM226 140V138H225ZM66 141V140H65ZM64 141V142H65ZM68 141V140H67ZM106 141V140H104ZM120 141V140H119ZM134 141V142H135ZM142 141V140H141ZM157 141V140H156ZM165 141V140H164ZM168 141V140H167ZM173 141V140H172ZM159 142V141H158ZM224 142H227V141H224ZM244 142V141H243ZM256 142V141H255ZM254 142V143H255ZM261 142V140L259 141V143ZM25 143V142H24ZM67 143V142H66ZM69 143V142H68ZM108 143V142H107ZM123 143V142H122ZM155 143V142H154ZM157 143V142H156ZM156 143L154 145H156ZM169 143V141H168ZM220 143V142H219ZM246 143V142H245ZM27 144V143H26ZM32 144V143H31ZM105 144V143H103ZM172 144V143H171ZM216 144V143H215ZM30 145V143H29ZM102 145V144H101ZM110 145V144H109ZM127 145V144H126ZM144 145V144H143ZM150 146L152 145L149 144ZM178 145V144H177ZM181 145V144H180ZM223 145V144H222ZM28 146V145H27ZM64 146V145H63ZM66 146V145H65ZM73 146V144H72ZM111 146V145H110ZM128 146V145H127ZM141 146V145H140ZM157 146V145H156ZM179 146V145H178ZM224 146V145H223ZM259 146V145H258ZM67 147V146H66ZM96 147V146H95ZM112 147V146H111ZM139 147V146H138ZM137 147V148H138ZM155 147V146H154ZM153 147V149H155ZM163 147V145H162ZM168 147V146H167ZM176 147V146H175ZM171 148L170 151L171 154H170V157L168 158V160L166 161V163L164 164L167 168H169L170 166L172 167V165L170 163L173 164V166L175 164H177V161L180 160L181 158L179 157L180 155H178L177 152H179V150L177 151V148ZM28 148V147H27ZM26 148V149H27ZM72 148V147H70ZM134 148V147H133ZM144 148V147H143ZM152 148V147H151ZM185 148V147H184ZM225 148V147H224ZM109 149V148H108ZM107 149V150H108ZM142 149V148H141ZM146 149V148H145ZM163 149V148H162ZM170 149V148H169ZM246 149V148H244ZM253 149V148H252ZM263 149V148H261ZM260 149V150H261ZM43 150V149H42ZM70 150V149H68ZM72 150V149H71ZM132 150V148H131ZM130 150V152H132ZM137 150V149H136ZM140 150V149H139ZM147 150V149H146ZM149 152L151 153L150 149H148ZM158 150V149H157ZM181 150V149H180ZM206 150V149H205ZM243 150V149H242ZM258 150V149H257ZM46 151V150H45ZM134 151V150H133ZM256 152V150H254ZM69 152V151H68ZM109 152V151H108ZM135 152V151H134ZM154 152V151H153ZM160 152V150L158 151V153ZM165 152V151H164ZM208 152V151H207ZM259 152V151H258ZM157 151L155 152V154H158ZM162 153V152H161ZM160 153V154H161ZM212 153H215V151ZM250 153V152H249ZM252 153V152H251ZM42 154V153H40ZM116 154V153H115ZM128 155V153H126ZM144 154V153H143ZM148 154V152L146 153ZM191 154V153H189ZM218 154V153H216ZM259 154V153H258ZM257 154V155H258ZM199 155V154H198ZM215 155V154H214ZM213 155V156H214ZM248 155V154H247ZM255 155V154H254ZM129 156V155H128ZM148 156V155H147ZM150 156V154H149ZM157 156V155H156ZM164 156V154H163ZM220 156V154H219ZM3 157V156H2ZM111 157V155H110ZM109 157V158H110ZM180 159H179V158ZM245 157V156H244ZM129 158V157H128ZM144 158V156H143ZM164 158V157H163ZM213 158V157H212ZM114 159V158H113ZM148 159V158H147ZM184 159V158H183ZM203 159V158H202ZM205 159V158H204ZM207 159V158H206ZM130 160V159H129ZM143 159H141L142 161ZM157 160H158V157H157ZM162 160V159H161ZM211 160L208 159V161ZM257 160V159H256ZM97 161V160H96ZM95 161V162H96ZM104 161V160H103ZM101 161V162H103ZM136 161V160H135ZM146 161V157L145 159L143 160V162ZM164 161V162H165ZM216 161V160H215ZM227 161V160H226ZM258 161V160H257ZM101 162H99L101 164ZM157 161H155L156 163ZM184 162V161H183ZM256 162V161H254ZM261 162V161H260ZM73 163V162H72ZM97 163V162H96ZM159 163V162H158ZM158 163L156 165V168L158 166ZM197 163V162H196ZM94 163H92L93 165ZM104 164V162L102 163ZM142 164V162H141ZM148 164V163H147ZM150 164V163H149ZM154 164V163H153ZM181 164V163H180ZM206 164V163H205ZM213 164V163H212ZM17 165V164H16ZM15 165V166H16ZM106 165V163H105ZM132 165V164H131ZM143 165V164H142ZM242 165V166H241ZM257 165V164H256ZM262 165V164H261ZM18 166V165H17ZM48 166V165H47ZM98 166V165H97ZM104 166V165H103ZM136 166V165H135ZM155 166V165H154ZM232 166V165H231ZM230 166V167H231ZM241 166V168H240ZM94 167V166H93ZM147 167V166H146ZM152 167V165H151ZM165 167V168H166ZM184 167V165H183ZM182 167V168H183ZM258 167V166H257ZM148 168L150 169V167L148 166ZM155 168V169H156ZM215 168V167H214ZM261 170H262V167H260ZM49 169V168H48ZM51 169V168H50ZM49 169V170H50ZM121 169V168H120ZM154 169V167H153ZM154 169V170H155ZM177 169V167H176ZM219 169V168H218ZM228 169V168H227ZM53 170V169H52ZM122 170V169H121ZM120 170V172H121ZM124 170V169H123ZM159 170H160V173L161 175H164L163 173H165V176H167V174L170 173V169L167 170L166 172L163 171L162 167H159ZM172 170V169H171ZM178 170V169H177ZM182 174L183 173H190L191 171V168L189 166H186L185 168L182 169ZM220 170V169H219ZM147 171V169L145 170ZM149 171V170H148ZM137 172H138V169H137ZM144 172V170H143ZM173 172V170H172ZM127 173V172H126ZM155 173V172H153ZM158 173V172H157ZM178 173V172H177ZM199 173V172H198ZM219 173V172H218ZM125 174V173H124ZM134 174V173H133ZM144 174V173H143ZM151 174V173H150ZM175 174V172H174ZM180 174V173H179ZM181 174V175H182ZM215 174V173H214ZM52 175V174H50ZM128 175V174H127ZM160 175V174H159ZM190 175V174H189ZM210 175V174H209ZM122 176V175H121ZM134 176V175H133ZM132 176V177H133ZM178 176V175H177ZM188 176V175H187ZM141 177V176H140ZM147 177H149L147 175ZM171 177V176H169ZM189 177V176H188ZM192 177V176H190ZM45 178V177H44ZM142 178V177H141ZM161 178V177H160ZM158 177V179H160ZM172 178V177H171ZM173 179V178H172ZM190 178H187V180H189ZM215 179V178H214ZM134 180V179H133ZM155 180V178H154ZM174 180H175V177H174ZM179 180V179H178ZM185 180V179H183ZM191 180V179H190ZM51 181V180H50ZM163 181V180H162ZM168 181V179H167ZM213 181V180H212ZM138 182V181H137ZM156 182V181H155ZM170 182V181H169ZM175 183V181H173ZM186 182V180H185ZM126 183V182H125ZM160 183V182H159ZM171 183V182H170ZM156 184V183H155ZM168 184V182H167ZM164 185V184H163ZM169 185V184H168ZM137 186V185H136ZM125 187V186H124ZM239 190H242V192H240ZM120 191V190H119ZM122 192V191H121ZM116 193V191H115ZM114 191H113V195L115 194ZM118 193V192H117ZM119 195V194H117ZM129 195V194H128ZM42 196V195H41ZM47 196V195H46ZM121 196V195H120ZM124 196V195H123ZM155 197L156 196V200L160 203L162 202H167V201H172V206L169 207L168 209L165 207V208H162L161 209L159 208V205L156 204V206H154L152 209H149V207L146 205L147 204V198L148 197ZM114 196H112L113 198ZM109 199V198H108ZM110 201L111 200V197H110ZM122 201V199H121ZM149 201V200H148ZM155 201V199L153 200ZM152 201V202H153ZM108 202V201H107ZM106 202V203H107ZM151 202V204H152ZM110 203V202H109ZM155 203V202H154ZM46 204V203H45ZM49 204V203H47ZM30 205V204H29ZM140 205V204H139ZM107 205H105L104 208H106ZM162 206V204L160 205ZM169 206V205H168ZM242 207L245 209L244 212H242L243 210ZM30 208V206H29ZM117 209V208H115ZM107 210H108V207H107ZM106 210V211H107ZM111 210V209H110ZM135 211V210H134ZM87 212V211H86ZM103 212V211H102ZM114 212V211H112ZM263 212V211H262ZM88 214H91V213H88ZM87 214V216H89ZM109 214V213H108ZM113 215V214H111ZM116 215V214H114ZM153 215H158V217H155L153 218L152 220H149L148 218L150 216H153ZM107 217V216H106ZM115 218V216H112ZM63 218V217H62ZM87 218V217H86ZM109 219V218H108ZM111 221L113 220L112 218H110ZM257 219V218H256ZM240 220V221H239ZM246 220V222H248ZM263 222H264V215L262 216V219ZM255 221V220H254ZM257 221V220H256ZM255 221V222H256ZM107 222V221H106ZM105 222V224H106ZM117 223V222H116ZM241 223V222H240ZM242 223V225H243ZM245 224V223H244ZM254 223H252L253 225ZM258 223H256L257 225ZM115 225V224H114ZM251 225V226H252ZM255 225V224H254ZM83 224L81 225V231H83ZM245 226V225H244ZM247 226V225H246ZM84 227H86L84 225ZM241 228V227H240ZM245 228V227H243ZM254 228V227H253ZM263 228V227H262ZM260 231H263L264 233V230L262 229H259L257 228ZM137 231V230H140V231H143V235L144 238H140V237H136L134 236V231ZM71 230H69L70 232ZM84 231H87V230H84ZM252 231V230H251ZM255 231V230H254ZM78 232V231H77ZM76 232V233H77ZM258 232V231H257ZM67 233H68V230H67ZM80 233V231H79ZM252 233V232H251ZM137 234H139V232L137 231ZM142 234V232H141ZM140 234V235H141ZM261 234V233H260ZM68 235V234H66ZM77 235V234H76ZM262 235V234H261ZM69 236V235H68ZM84 236V235H83ZM251 236V235H250ZM64 237V236H63ZM67 237V236H66ZM75 237V236H74ZM77 237V236H76ZM75 237V238H76ZM143 237V236H142ZM160 237V238H159ZM248 237V239H247ZM70 238V237H69ZM84 238V237H82ZM159 238V239H158ZM260 238V236H259ZM73 239V237L71 238ZM53 243V242H52ZM78 243V239H74L73 241L70 242V245L71 246H75V244ZM53 247L55 246V244H51ZM69 245V244H68ZM79 246V245H78ZM45 248V247H44ZM68 248V246H67ZM47 249V248H46ZM70 249V247L68 248ZM75 249V248H73ZM76 249L77 246H76ZM75 249V250H76ZM39 250V249H38ZM45 250V249H44ZM53 251V249H50ZM48 250V251H50ZM58 251V250H57ZM55 252V251H54ZM115 252V253H116ZM52 253V252H51ZM55 253H58V252H55ZM39 254V253H38ZM60 254V253H59ZM66 254V253H65ZM31 256V255H30ZM46 258V256H45ZM49 258V257H47ZM46 258V259H47ZM44 259V258H42ZM59 259V258H58ZM62 259V258H61ZM51 260V259H50ZM49 260V261H50ZM137 260V261H136ZM63 261V260H62ZM44 262H47V261H44ZM43 263V262H42ZM48 264V263H47ZM253 264V263H251Z\"/></svg>",
  "mask_w": 264,
  "mask_h": 264
}]
</instances>
